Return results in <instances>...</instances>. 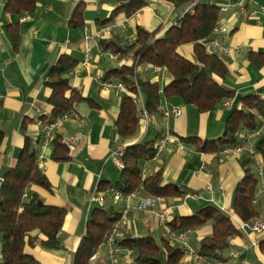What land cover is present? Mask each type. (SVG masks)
Segmentation results:
<instances>
[{"label":"crops","instance_id":"0c3cea01","mask_svg":"<svg viewBox=\"0 0 264 264\" xmlns=\"http://www.w3.org/2000/svg\"><path fill=\"white\" fill-rule=\"evenodd\" d=\"M5 1L0 0V128L5 131L0 146V183L7 169L15 164L28 137L37 153H41L40 168L50 184L49 189L32 186L30 190L45 203L67 210L60 246L46 249L35 244L26 246V252L42 264H72L92 209L112 205L124 216L117 242L124 237L150 236L158 243L167 240L182 247L185 251L178 264H211L214 260L198 254L202 239L212 234L210 222L188 230L190 250L181 241L169 237L170 232H178L171 229L172 221L211 205L227 214L238 229L229 238L224 259L218 261L221 264H264V233L242 228L243 222L233 211L235 187L245 173L243 162L251 157L250 151L255 149L260 137L245 138L247 131L242 130L236 136L240 150L230 149L232 145L215 152L200 151L182 138L217 140L223 135L232 107H224L222 102L207 111H199L179 98L162 97L158 112L151 114V121L146 124L140 115V110L145 108L146 93L139 87L135 97L139 128L135 136L123 138L117 133L116 121L126 92L101 85L103 81L118 82L111 70L132 62L128 55L110 58L107 53L111 50H105L101 40L127 48L134 41L138 27L168 29L177 24L185 11H192L193 5L174 6L165 0H144L146 3L140 10L126 16L123 12L113 15V10L129 0H39L35 16L26 13L17 19L5 13ZM255 1L264 4V0ZM246 3L248 8L254 7L249 0ZM74 17L82 20L81 26L71 25ZM16 20L19 41L14 49L7 26ZM218 21L228 27V33L221 38L223 45L240 47L229 56L218 54L228 69L222 84L235 93L229 99L232 106H240V98L247 94L264 99V24L257 25L251 17L233 9L220 12ZM106 26L110 29L105 30ZM179 51L188 58L192 56L191 45L181 46ZM62 53L77 60L67 77L71 86L87 100L75 103V114L56 128L55 134L61 138L78 136L68 148L69 159L56 161L51 158L52 142L40 150L39 141L43 124L51 112L50 89L45 82L51 66ZM135 70L141 77L157 81L160 91L172 80L168 71L155 73L143 64L137 65ZM173 107L179 108V114L164 118L163 110ZM165 134L172 140L150 161L142 163V176H152L161 170L162 186L176 184L186 190L184 194L156 197L140 189L132 196L115 200L111 193L98 190L100 182L113 188L120 175L121 167L113 160L115 152L150 140L157 146ZM253 166L257 169L255 163ZM259 177L255 197L259 218H264V176ZM96 191L104 196L103 205L91 201ZM163 209L168 211L162 217ZM1 239L0 234V252ZM93 254L97 257L91 260L92 264H111L105 243ZM115 262L137 264L133 252L115 255Z\"/></svg>","mask_w":264,"mask_h":264},{"label":"trees","instance_id":"16d2710c","mask_svg":"<svg viewBox=\"0 0 264 264\" xmlns=\"http://www.w3.org/2000/svg\"><path fill=\"white\" fill-rule=\"evenodd\" d=\"M38 1L6 0L4 11L17 19L26 13L35 16ZM165 1L174 6L192 4L193 10L185 11L177 24L168 29L161 26L154 30L138 27L134 41L127 48L111 41H100L105 50L119 53L118 58L128 55L132 61L130 65L111 70L125 86L126 93L122 97L116 121L117 133L123 138L135 136L139 128V110L134 102L139 87L146 93L145 109L149 114L158 112L162 97L179 98L184 104L196 106L199 111H207L235 95L233 90L222 84L228 73L224 60L218 54L208 51L202 43L209 38L220 16L216 0ZM145 3L144 0H129L113 10V15L123 12L130 16ZM74 18L71 25L81 26L82 20ZM7 32L16 49L19 41L18 20L8 24ZM184 45L192 47L190 58L179 51ZM144 63L167 68L172 80L162 91L157 81L136 73V66ZM76 64L77 60L70 54L62 53L51 66L45 82L50 89L48 104L51 108L46 122L68 112L75 103L87 100L71 86L67 77ZM263 120L264 99L256 94H247L240 98V106H232L220 138L202 141L194 136L182 140L195 145L200 151L215 152L236 144L238 132L253 131ZM4 137L5 131L0 128V146ZM61 139L58 134H54L51 139V158L56 161H66L70 157L69 149ZM255 150L264 176V134L259 138ZM155 151L152 140L128 145L121 156L123 166L114 187L100 182L98 190L108 194L111 190H117L124 197L140 189L156 197L184 194L186 190L176 184L162 186L161 170L152 176H142V163L150 161ZM243 163L245 173L235 187L233 211L241 222L246 223L260 217L257 205L253 203L260 177L253 166L252 157L248 156ZM32 186L50 188L45 173L38 165L37 150L26 137L15 164L7 169L0 183V264H42L26 252V246L39 244L46 249H57L60 246V232L67 210L62 206L45 203L36 192L30 190ZM120 217L121 213L112 205L94 207L86 221L72 264H92L91 255L98 251ZM208 222L212 225V234L202 239L198 254L206 259L223 260L229 238L238 229L231 218L218 208L208 205L193 215L179 217L170 225L172 230L182 232ZM118 243L133 251L137 264H178L185 251L167 240L158 243L150 236L124 237Z\"/></svg>","mask_w":264,"mask_h":264},{"label":"built area","instance_id":"2783aa9c","mask_svg":"<svg viewBox=\"0 0 264 264\" xmlns=\"http://www.w3.org/2000/svg\"><path fill=\"white\" fill-rule=\"evenodd\" d=\"M254 7L248 8V4L246 3V0H220L217 2V8L219 12H226L230 9L235 10L236 12L239 13H245L249 17L253 19L255 24L260 25L264 24V4H259L255 0H249ZM27 16V15H26ZM110 26H106L105 30H109ZM228 33V27L221 23L220 21H217L214 27L212 28L211 35L209 36L208 39L204 40L202 43L206 47V49L212 53L216 54H222L225 56H229L232 52L236 53L239 50V46L235 47H228L226 45H223L222 43V36ZM107 55L110 58L116 59L119 57V53L109 51ZM143 67L149 68L153 72H166L167 68L166 67H159L155 66L149 63L143 64ZM101 85L105 88H116L121 92H125V86L122 82H109V81H103ZM134 102H136V99L134 98ZM222 105L227 108L232 107V102L230 100H225L223 101ZM75 106L71 108L69 112L64 113L58 118H55L49 122H45L43 124V132L42 135L40 136V141H39V149L42 150L47 144L51 142L52 137L54 136L56 132V128L60 126L61 122L63 120H66L69 118V116L75 114L74 110ZM179 108L178 107H173L171 109H164L163 110V117L166 118L168 116H177L179 114ZM140 115L142 116L143 121L147 124L151 121L152 115L148 113V111L145 108H142L140 110ZM264 134V120L260 123L258 128H256L253 131L246 132L245 138L249 137H261ZM78 139L77 135L70 136L68 138H62L61 141L64 145H66L68 148H71L72 145L76 142ZM172 140V137L169 134H165L163 138L160 140L156 148V155L167 145L169 141ZM243 142V141H241ZM240 142L233 145L230 149L233 150H240ZM227 150V149H224ZM123 154V150L115 152L114 154V162L117 166L122 167V159L121 156ZM38 155V165L40 167L41 165V153L40 151L37 153ZM250 155L254 160V163L256 164L257 167V174L259 176H262V168H261V163L258 158L257 152L255 149H252L250 151ZM110 193L113 196V199L118 200L121 195L117 190H111ZM133 194H130L129 196H132ZM91 201L96 202L99 205L104 204V196L99 193L95 192L91 196ZM253 203H257L256 197L253 199ZM168 209H163L160 213V215L163 217L167 214ZM124 219V216H121V219L111 228V230L108 232V234L105 237L104 243L108 246V256L110 259L111 264H116L115 262V255L119 253H126L127 255L132 254V250L130 248H124L120 246L117 242V240L120 238V231H119V226L120 222ZM242 228H249L251 229L254 233L256 234H262L264 233V218H259L255 219L251 222H246L241 225ZM188 232L189 231H182V232H170L169 237L170 239H176L181 241L184 244V247L190 250L189 245L187 244V239H188ZM235 256V254H232ZM97 257V254H92L90 257V260H93ZM211 264H221L220 261L214 260L211 262Z\"/></svg>","mask_w":264,"mask_h":264}]
</instances>
